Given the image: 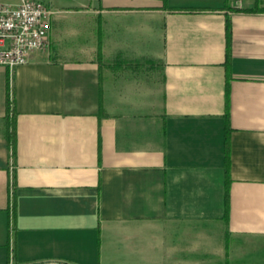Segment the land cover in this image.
<instances>
[{"label":"crops","instance_id":"1","mask_svg":"<svg viewBox=\"0 0 264 264\" xmlns=\"http://www.w3.org/2000/svg\"><path fill=\"white\" fill-rule=\"evenodd\" d=\"M42 1L46 45L0 65V264H264L255 0Z\"/></svg>","mask_w":264,"mask_h":264},{"label":"built area","instance_id":"2","mask_svg":"<svg viewBox=\"0 0 264 264\" xmlns=\"http://www.w3.org/2000/svg\"><path fill=\"white\" fill-rule=\"evenodd\" d=\"M51 9L42 0L0 2V65L12 68L29 61L33 51L42 49L50 30ZM6 264H66L55 258Z\"/></svg>","mask_w":264,"mask_h":264},{"label":"trees","instance_id":"3","mask_svg":"<svg viewBox=\"0 0 264 264\" xmlns=\"http://www.w3.org/2000/svg\"><path fill=\"white\" fill-rule=\"evenodd\" d=\"M262 0H255V4L253 7L248 9H243L246 11H264V6H261ZM225 37H226V50H225V65L227 68V76L229 71L230 64V51H231V23L229 18H226L225 21ZM100 46V43H99ZM100 53V49L98 50ZM224 170H225V195H224V203H225V219H227L228 212V200H229V137L228 134L230 132V124H229V86L228 82L225 86V112H224ZM11 124V125H10ZM11 126L10 133L8 134V141L14 153V144H15V132H14V121L9 123Z\"/></svg>","mask_w":264,"mask_h":264},{"label":"rangeland","instance_id":"4","mask_svg":"<svg viewBox=\"0 0 264 264\" xmlns=\"http://www.w3.org/2000/svg\"><path fill=\"white\" fill-rule=\"evenodd\" d=\"M195 1H198V0H195ZM209 1H211V3H221V2H223V3H225L224 2V0H199V2H201V3H209ZM228 1H233V0H228Z\"/></svg>","mask_w":264,"mask_h":264}]
</instances>
